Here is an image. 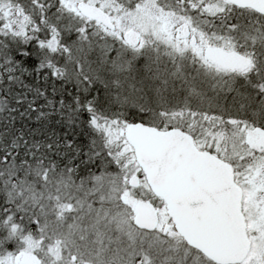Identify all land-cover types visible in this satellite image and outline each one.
Wrapping results in <instances>:
<instances>
[{
  "label": "snow or ice",
  "instance_id": "1",
  "mask_svg": "<svg viewBox=\"0 0 264 264\" xmlns=\"http://www.w3.org/2000/svg\"><path fill=\"white\" fill-rule=\"evenodd\" d=\"M0 264H264V0H0Z\"/></svg>",
  "mask_w": 264,
  "mask_h": 264
}]
</instances>
